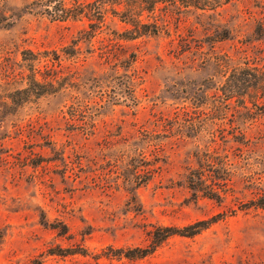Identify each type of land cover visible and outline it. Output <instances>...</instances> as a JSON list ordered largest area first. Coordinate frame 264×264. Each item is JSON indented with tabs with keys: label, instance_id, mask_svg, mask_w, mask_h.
Returning <instances> with one entry per match:
<instances>
[{
	"label": "rangeland",
	"instance_id": "rangeland-1",
	"mask_svg": "<svg viewBox=\"0 0 264 264\" xmlns=\"http://www.w3.org/2000/svg\"><path fill=\"white\" fill-rule=\"evenodd\" d=\"M108 1L0 0V264H264V85L217 98L264 0L134 40Z\"/></svg>",
	"mask_w": 264,
	"mask_h": 264
},
{
	"label": "trees",
	"instance_id": "trees-1",
	"mask_svg": "<svg viewBox=\"0 0 264 264\" xmlns=\"http://www.w3.org/2000/svg\"><path fill=\"white\" fill-rule=\"evenodd\" d=\"M230 1L231 0H116L114 2L108 1L106 4H124V10L121 12L116 11L115 14L121 15V19L125 24L132 27V29L127 30L125 34L126 39L134 40L144 36L160 35L165 28V25L161 24L160 21V17H163V15L171 13L179 17L192 11H216ZM244 72L247 71L244 69L233 71L234 74H231L232 76L230 75L222 84V87L218 89L220 97L217 98L222 99L221 103L234 100L244 104L247 92L251 89L256 90L255 92L259 96L260 87L262 84L264 85V72L260 75L253 73L251 77L248 73L244 74ZM35 84L38 83L35 82ZM255 205L258 208L264 209V197L259 199ZM203 224L204 223H198L180 231H174L170 228H165V230L169 234L167 237L172 234L188 237L195 233L185 235L187 232L194 231ZM132 252L134 253V251Z\"/></svg>",
	"mask_w": 264,
	"mask_h": 264
}]
</instances>
